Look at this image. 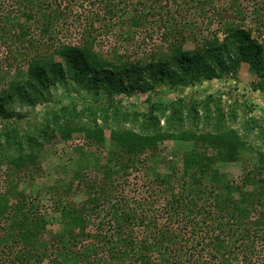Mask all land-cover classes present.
<instances>
[{
  "label": "trees",
  "instance_id": "trees-1",
  "mask_svg": "<svg viewBox=\"0 0 264 264\" xmlns=\"http://www.w3.org/2000/svg\"><path fill=\"white\" fill-rule=\"evenodd\" d=\"M85 1L0 0V10L22 12L26 22L31 26L36 23L34 29L42 33L50 32L59 18L70 12V26L80 33L78 43L53 47L59 60L37 55L28 62L26 79L12 81L0 91V170L3 165L14 172L39 166L41 149L56 132L80 133L89 142L105 146L104 131L108 128L113 146L107 153L109 168H100L101 176L90 182L87 199L70 200L61 206L63 231L52 234L50 239L43 233L46 217L29 206L24 191L12 185L0 192V264H63L59 253H69L71 264H235L239 259L242 264H255L256 244L264 240V230L249 221V210L236 201H226L221 209L212 205L211 198L206 199L211 193L206 186L192 183L170 190L169 197H164L166 203L158 202V193L153 195L164 191L162 188L150 192L153 199L126 192L130 183L133 193L138 188L131 172L139 165L140 157L144 155L146 160L147 151L165 137V132L174 136L167 130L174 132L173 127H180L179 135L192 138L205 148L215 147V138L205 139L195 129L184 128L189 122L199 125V109L207 108L213 96L208 94L189 104L183 96L152 103L147 114L126 107L118 96L156 91L160 86L180 93L197 83L236 78L245 63L260 78L254 89L264 90V41L253 37L251 29L224 22L230 19L226 15L232 9L237 15L243 13L238 1L233 0L214 11L223 21V39L203 36V42L188 51L183 43L195 35L185 31L193 26L180 28L182 23L169 20L166 53L152 54L151 59H134L120 56L115 50L110 59L96 50L98 35L115 31L126 35V42L134 43L138 41L137 33L143 34L144 27L146 31L148 19L136 15L128 21L120 17L115 22L118 15L110 0H99L102 14L80 16L75 7H85V11L98 0H90L89 6H84ZM155 10L156 6L151 13ZM254 12L263 21L261 9ZM4 18L0 16V28H5L1 22ZM77 23L82 24L80 29ZM25 26L14 30L15 39H27L30 28ZM149 35L146 33L144 38ZM64 83L75 84L91 95L92 99L84 102L87 106L82 110L74 103L64 106L53 114L52 123L49 121L35 132L20 133L16 124L27 114L16 106L35 108L50 101L51 86ZM162 117L165 126H161ZM204 117L208 121L210 115L205 113ZM136 126L139 131L133 128ZM234 147L236 152L238 144L234 143ZM187 158L186 155L187 167L200 163L198 153ZM207 174L202 173V177ZM77 177H81L80 173ZM80 184L78 181L77 187ZM218 212H226L224 219ZM263 217L260 214L255 219Z\"/></svg>",
  "mask_w": 264,
  "mask_h": 264
},
{
  "label": "rangeland",
  "instance_id": "rangeland-1",
  "mask_svg": "<svg viewBox=\"0 0 264 264\" xmlns=\"http://www.w3.org/2000/svg\"><path fill=\"white\" fill-rule=\"evenodd\" d=\"M237 1L243 13L237 15L232 9L226 15L230 19L224 22L230 21L251 29L253 37L264 41V0ZM90 2L86 0L84 6H89ZM98 2L99 0L95 1L93 8L88 7L85 11V7L80 6L75 7V10L80 16L85 17L90 13L102 14L103 7ZM233 2V0H158V2L110 0L118 15L114 19L115 22H118L120 17L121 20L128 21L136 15L146 16L148 19L146 31L144 27L142 30L144 35L137 33L135 40L138 41L134 43L126 42L124 40L126 35L121 36L115 31L110 34H99L96 50L110 59L113 58L115 50L120 56L126 58L132 56L134 59L145 57L151 59L152 54L166 53L167 45L164 41L168 37L166 29L170 20L173 23H182L180 28L187 27L186 24L189 28L193 26L185 33H193L195 38L187 39L183 43L186 50L193 51L199 42H203V36L217 35L220 39L224 38L221 28L223 21L214 11L217 6L225 8L227 4ZM155 6L156 10L151 13ZM258 9L263 12V21L256 18L254 11ZM0 16H5L1 21L5 28H0V91L12 81L26 79L28 62L37 55L46 54L59 60L53 52L55 45L76 44L80 41L79 31L70 26V12L61 16L47 33L34 29L36 23L31 26L20 11L2 9ZM22 25L30 28L27 39L23 41L15 39L13 34L14 30L21 29ZM77 25L79 29L82 27L81 23ZM136 28L137 31L141 30L140 27ZM146 33L150 35L145 39ZM259 81L260 78L252 71L250 65L245 63L236 78L197 83L180 93H172L168 88L160 86L156 91L118 96L122 98L126 107L145 114L149 113L152 103H166L178 96L185 97L187 104L192 103L193 99H205L208 94L213 96L205 106H208L207 108L199 109L201 116L199 125L189 122L184 128L195 129L205 139L215 138V147L207 145L205 148L202 143L179 135L180 127H173L174 132L167 130L171 134L175 133L174 136L165 132V137L159 139L156 146L147 151L146 160L144 155L140 157L139 165L131 172L133 183L138 188L133 193V185L130 183L126 192L131 195L137 194L138 197L145 194L144 198H151L150 192L162 188L164 191H158L153 195L157 196L158 193V202L166 203L164 197H169L170 190H180L188 183L202 184L211 192L206 199L211 198L212 205L222 209L226 201L234 200L240 207L249 210V221L260 224L264 230V217L260 220L255 219L260 214L264 215V90L254 89ZM50 90L52 95L50 101L38 104L35 108L16 106L19 112L27 114L24 120L16 124L20 133L35 132L38 127L48 124L49 121L52 123L53 114L60 112L64 106H72L74 103L77 109L82 110L87 106L84 102L92 99L91 95L79 90L72 83L54 84ZM205 109H208V112ZM170 111H166V115ZM205 113L210 115L208 121L204 117ZM161 126H165L164 117ZM133 128L140 130L138 126ZM104 133L105 146H98L86 140L83 134L67 135L56 132L42 147L39 166L24 167L16 172L6 165L2 166L0 192L9 190L14 185L26 193L29 206L36 209V213L46 217L47 227L43 232L46 239L63 231L59 211L61 206L70 203V200L81 202L87 199L90 182L101 176L100 168L108 165L107 153L113 146L110 129H105ZM234 143L238 144L236 152ZM193 153H198L200 163L187 167L186 155L189 158ZM77 173H80V178H76ZM202 173H208L207 177L203 178ZM78 181H81L80 187H77ZM234 213L238 215L236 211ZM217 215L224 219L226 212H218ZM226 243L229 244V241ZM59 254L63 264H71L69 253ZM254 259L255 264H264V240L256 244ZM235 264L242 262L239 259Z\"/></svg>",
  "mask_w": 264,
  "mask_h": 264
}]
</instances>
